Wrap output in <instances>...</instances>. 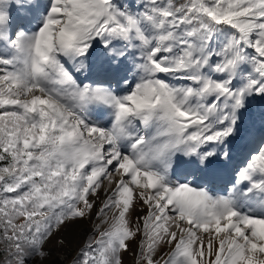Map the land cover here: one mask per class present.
Instances as JSON below:
<instances>
[{
	"label": "snow or ice",
	"instance_id": "6c2138e0",
	"mask_svg": "<svg viewBox=\"0 0 264 264\" xmlns=\"http://www.w3.org/2000/svg\"><path fill=\"white\" fill-rule=\"evenodd\" d=\"M84 223L71 264H264V0H0V264Z\"/></svg>",
	"mask_w": 264,
	"mask_h": 264
},
{
	"label": "rangeland",
	"instance_id": "374dc122",
	"mask_svg": "<svg viewBox=\"0 0 264 264\" xmlns=\"http://www.w3.org/2000/svg\"><path fill=\"white\" fill-rule=\"evenodd\" d=\"M259 111H260L259 105L255 106L254 109H253V117L254 118H256V119L259 118ZM235 162H236L235 164H239V160H237ZM222 181H224V180H222ZM224 187H225V184H223L220 187H218L217 188L218 189L217 192L223 193ZM135 215H136V213H133V218H135ZM83 226H87V223L70 225V227L67 230H65L64 235L68 239H70L72 242L64 250L57 249L59 251V253H60V260L62 262H64V263L71 262L72 258L75 256V250H74L72 244L74 243V241L76 239H78L76 232ZM49 247H54V241L52 242V244L49 245ZM164 251H166V249ZM52 257L50 259H52ZM130 258H131L130 254H125L124 255V264H129Z\"/></svg>",
	"mask_w": 264,
	"mask_h": 264
},
{
	"label": "bare ground",
	"instance_id": "6f19581e",
	"mask_svg": "<svg viewBox=\"0 0 264 264\" xmlns=\"http://www.w3.org/2000/svg\"><path fill=\"white\" fill-rule=\"evenodd\" d=\"M234 163H236V162H234ZM223 184H225V181L216 180L214 182V190L217 191L218 190L217 188L220 187ZM87 227H88V225L87 226H83L76 232L78 239H76L74 241V243L72 244V246H73V248L75 250V255H76L78 243L82 242V240L85 238V235H86L85 230H86ZM52 260H56L58 262V264H71V262L64 263V262H62L60 260V253H59V251L57 249H55L54 252H53ZM131 260H132V258H130L129 264H131Z\"/></svg>",
	"mask_w": 264,
	"mask_h": 264
}]
</instances>
